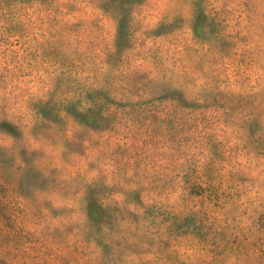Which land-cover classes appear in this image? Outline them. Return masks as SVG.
I'll return each instance as SVG.
<instances>
[{
    "label": "rangeland",
    "instance_id": "1",
    "mask_svg": "<svg viewBox=\"0 0 264 264\" xmlns=\"http://www.w3.org/2000/svg\"><path fill=\"white\" fill-rule=\"evenodd\" d=\"M0 264H264V0H0Z\"/></svg>",
    "mask_w": 264,
    "mask_h": 264
}]
</instances>
